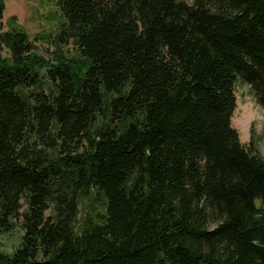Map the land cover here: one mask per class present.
Returning <instances> with one entry per match:
<instances>
[{
	"label": "trees",
	"instance_id": "obj_1",
	"mask_svg": "<svg viewBox=\"0 0 264 264\" xmlns=\"http://www.w3.org/2000/svg\"><path fill=\"white\" fill-rule=\"evenodd\" d=\"M50 59L0 0V264H264V0H56ZM101 210L79 222L83 198Z\"/></svg>",
	"mask_w": 264,
	"mask_h": 264
},
{
	"label": "rangeland",
	"instance_id": "obj_2",
	"mask_svg": "<svg viewBox=\"0 0 264 264\" xmlns=\"http://www.w3.org/2000/svg\"><path fill=\"white\" fill-rule=\"evenodd\" d=\"M185 1L191 4L194 0ZM4 4V31L20 29L25 32L36 52L45 59H50L57 50L66 56L73 55L75 49L71 43L59 45L57 42L62 17L56 0H4ZM236 103L231 125L239 133L241 142H252L256 153L264 159V108L255 100L249 85L241 82L236 86ZM99 210L101 206L96 200L83 198L79 204V222ZM22 235L19 225L9 233H0V252L11 256Z\"/></svg>",
	"mask_w": 264,
	"mask_h": 264
}]
</instances>
